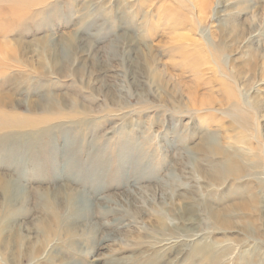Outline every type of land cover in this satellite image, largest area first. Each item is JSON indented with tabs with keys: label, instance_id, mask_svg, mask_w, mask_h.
Masks as SVG:
<instances>
[{
	"label": "rangeland",
	"instance_id": "obj_1",
	"mask_svg": "<svg viewBox=\"0 0 264 264\" xmlns=\"http://www.w3.org/2000/svg\"><path fill=\"white\" fill-rule=\"evenodd\" d=\"M0 264H264V0H0Z\"/></svg>",
	"mask_w": 264,
	"mask_h": 264
}]
</instances>
